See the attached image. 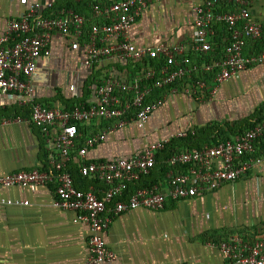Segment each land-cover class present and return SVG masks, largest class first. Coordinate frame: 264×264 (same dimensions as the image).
<instances>
[{"label": "built area", "instance_id": "1", "mask_svg": "<svg viewBox=\"0 0 264 264\" xmlns=\"http://www.w3.org/2000/svg\"><path fill=\"white\" fill-rule=\"evenodd\" d=\"M156 1L95 2L91 6L95 22L90 27L74 7L55 11L52 2L33 3L10 19L0 35V93L16 95L18 104L30 109L27 123L40 131L49 164L48 170H24L0 177V189L18 187L36 192L52 185L53 206L74 213V222L89 228L87 264L116 261L104 241L116 217L137 209L162 211L169 201L186 202L211 194L245 179L264 162V155L258 151V144L264 140V122L220 145L172 154L165 163V189L156 184L130 190L152 174L159 154L171 140L149 143L141 153L127 158L87 159L89 150L106 142L116 130L131 124L144 129L165 105L167 96L178 92V86L183 94L204 103L223 84L264 65V51L246 52L248 44L260 42L263 35L262 26L251 17L252 6L261 0H186L191 5L195 29V40L189 47H138L130 41L129 33ZM218 26L228 35L222 47L216 43ZM55 35L86 40L83 66L90 72L104 61L129 65L133 72L125 79L98 81L94 103L77 104L70 110L40 104L32 79L40 59L51 55ZM87 125H98L100 131L85 136ZM187 134L178 136L185 138ZM75 155L81 178L101 188L90 186L85 191L77 187L69 169ZM217 247L229 264H264V237L251 241L230 233Z\"/></svg>", "mask_w": 264, "mask_h": 264}, {"label": "crops", "instance_id": "2", "mask_svg": "<svg viewBox=\"0 0 264 264\" xmlns=\"http://www.w3.org/2000/svg\"><path fill=\"white\" fill-rule=\"evenodd\" d=\"M49 2L55 11L70 4L69 0H0V35L8 21L20 16L29 5ZM95 2L109 0L73 1L75 9L87 18L88 27L95 22L91 10ZM251 17L263 28L257 50L264 51V0L252 6ZM193 21L189 1L157 0L136 21L129 39L138 47H189L195 40ZM216 36L219 47L225 45L228 35L222 26H218ZM254 49L250 44L246 52ZM85 52L84 39L53 37L51 55L40 59L32 79L37 102L61 109L91 104L96 100L94 88L98 81L125 79L133 72L129 65L113 61H104L90 72L83 66ZM177 89V93L167 96L165 105L152 115L144 129L131 124L116 130L106 142L90 149L87 159L127 158L141 153L149 143L173 140L182 132L243 121L264 105V65L250 68L223 84L204 103L183 94L180 86ZM17 101L16 95L0 93V177L43 168L44 151L48 155L40 131L27 123L30 109ZM96 131H100L98 125L83 129L85 136ZM258 151L264 155V140L258 144ZM70 167L78 172L77 155ZM151 181L164 189L167 186L160 168L152 173ZM88 183L89 187L101 188L91 181L76 182L80 189ZM53 200L52 185L36 192L18 187L0 189V264H87L89 228L75 223L74 213L54 207ZM7 201L15 204H5ZM25 202L29 205L22 204ZM230 233H239L251 241L264 237V162L245 179L211 194L186 202L169 201L162 211L137 209L120 215L113 220L104 241L117 257L110 264H229L217 245Z\"/></svg>", "mask_w": 264, "mask_h": 264}, {"label": "trees", "instance_id": "3", "mask_svg": "<svg viewBox=\"0 0 264 264\" xmlns=\"http://www.w3.org/2000/svg\"><path fill=\"white\" fill-rule=\"evenodd\" d=\"M70 4H68V7L65 8H77L73 4V0H69ZM218 29V27H217ZM259 43V42H258ZM254 44V49L251 52H260L258 51L257 44ZM249 46V44H248ZM247 46V47H248ZM257 46V47H256ZM263 49V48H262ZM250 52V53H251ZM81 104V103H79ZM77 105V104H76ZM75 107V104L68 105L67 109H73ZM264 122V105L259 107V109L256 110V112L244 119L243 121L235 123V125L231 126L227 123L224 124H215L212 126H208L203 130L196 131L194 133L189 132L185 138H176L170 141V143L165 147V149L159 154L158 160H157V165L156 169L160 168L162 170V173L165 175L167 173V168H166V160L174 153L180 152L182 150H191V149H202L206 146L212 147V146H217L220 145L228 140H232L233 138L240 136L244 134L245 132L249 131L250 129L254 128L257 124L263 123ZM44 149V147H43ZM45 153V159L43 160V168L42 170H48L49 164H48V155ZM70 172L72 173L74 179L76 182L81 181V182H86L83 179L81 180V176L78 172H74V170L69 167ZM154 170V171H155ZM153 171V172H154ZM152 172V173H153ZM76 174L78 176H76ZM152 175V174H151ZM151 175L149 177L143 178L140 183L134 184L131 186V192H133L136 189L139 188H144V187H151L153 185H156L157 183L155 181H151ZM88 182V181H87ZM78 184V183H77ZM80 188V187H79ZM89 188V183L88 185L86 184L85 189L82 190H88Z\"/></svg>", "mask_w": 264, "mask_h": 264}]
</instances>
